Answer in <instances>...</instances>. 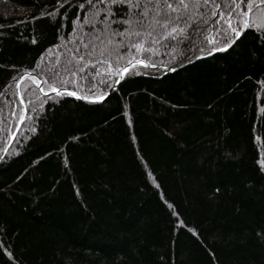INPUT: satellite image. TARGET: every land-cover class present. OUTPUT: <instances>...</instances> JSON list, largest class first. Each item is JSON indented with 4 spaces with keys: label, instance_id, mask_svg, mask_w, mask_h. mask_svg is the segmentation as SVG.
<instances>
[{
    "label": "trees",
    "instance_id": "1",
    "mask_svg": "<svg viewBox=\"0 0 264 264\" xmlns=\"http://www.w3.org/2000/svg\"><path fill=\"white\" fill-rule=\"evenodd\" d=\"M24 109L0 264H264V0H0Z\"/></svg>",
    "mask_w": 264,
    "mask_h": 264
},
{
    "label": "water",
    "instance_id": "2",
    "mask_svg": "<svg viewBox=\"0 0 264 264\" xmlns=\"http://www.w3.org/2000/svg\"><path fill=\"white\" fill-rule=\"evenodd\" d=\"M143 62V60L141 59H136V60H132L130 61L129 63H127L124 67L121 68L120 70V73H119V76H118V79L116 80V82L114 83V85L109 89L108 93H110L118 84V82L122 79L123 75H124V71L125 69L127 68V66H129L130 64H134V63H141ZM156 68L160 69V70H172L171 68H165V67H162V66H157ZM71 90L70 89H67V88H60V89H55L52 91L53 94H56L57 92H70ZM107 95V94H106ZM105 95V96H106ZM104 96V97H105ZM104 97H100L98 98L97 100H101L102 98ZM95 100V99H94ZM25 114V109L23 111V115ZM22 115L20 121L18 122L16 128L14 129V131L11 133L10 137H9V140L8 142L6 143L5 147L3 148L2 152L0 153V160L3 158V156L6 154L7 150L9 149L10 145L12 144L17 132H18V129L24 119V116Z\"/></svg>",
    "mask_w": 264,
    "mask_h": 264
},
{
    "label": "rangeland",
    "instance_id": "3",
    "mask_svg": "<svg viewBox=\"0 0 264 264\" xmlns=\"http://www.w3.org/2000/svg\"><path fill=\"white\" fill-rule=\"evenodd\" d=\"M106 20V26H108V20L107 19H105ZM129 33V31H122V34L123 35H127ZM76 36H78V34H76ZM75 36H73L72 38H74ZM73 39H70V40H68V41H64L63 42V44H62V46H67L68 44H70V41H72ZM106 43L107 42H105V44L103 43V45H101L102 47H105L106 46ZM68 52H69V55H70V57H75V55H78L74 50H73V48H69L68 49ZM65 62H67V61H65ZM25 114H26V110H25ZM25 114L23 115V113H22V115L23 116H25Z\"/></svg>",
    "mask_w": 264,
    "mask_h": 264
},
{
    "label": "bare ground",
    "instance_id": "4",
    "mask_svg": "<svg viewBox=\"0 0 264 264\" xmlns=\"http://www.w3.org/2000/svg\"><path fill=\"white\" fill-rule=\"evenodd\" d=\"M210 34V33H209ZM218 35V34H217ZM204 37V36H203ZM226 37V36H225ZM202 39V38H201ZM204 40V39H203ZM224 40V39H223ZM223 42V41H222ZM178 44V43H177ZM125 60V59H124ZM48 67V66H47ZM51 70V69H50ZM47 72V71H46ZM103 81V80H102ZM10 84V83H9ZM49 85V84H48ZM12 91V90H11ZM105 92V91H104ZM2 117V116H1Z\"/></svg>",
    "mask_w": 264,
    "mask_h": 264
}]
</instances>
